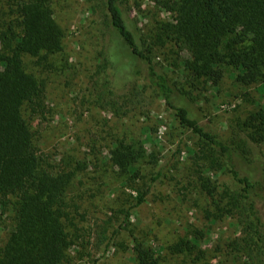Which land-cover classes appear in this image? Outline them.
Listing matches in <instances>:
<instances>
[{"label":"rangeland","instance_id":"obj_1","mask_svg":"<svg viewBox=\"0 0 264 264\" xmlns=\"http://www.w3.org/2000/svg\"><path fill=\"white\" fill-rule=\"evenodd\" d=\"M165 1L121 0V5L146 41L145 48L156 46L153 60L158 68L188 93L193 115L232 146L246 140L244 147L252 163L264 162V139L248 140L243 126L249 114L264 107V88L239 86L231 72L213 86L185 70L189 52L170 41L161 45L156 37L162 23L171 17L163 8ZM52 5L54 18L65 33L64 51L50 56L43 67L36 63L38 55L27 56L25 61L29 72L46 79L52 111L32 121L39 146L62 166L71 160L80 163L82 170L87 164L76 177L80 189H71L70 200L79 206L80 226L94 231L85 238L87 251L74 246L72 251L78 258L72 264H136L131 249L106 250L97 244L96 231L103 226L113 231L120 225L119 238L112 243L130 244L132 238L143 236L155 247L161 264H193L198 254L203 264H264L235 250L234 242L252 233L253 225H243L236 215L218 216L214 221L219 215L214 203L219 200L205 194L200 178L217 187L226 207V191L239 189L226 167L218 168L206 160L208 154L201 152V141L179 123L146 75L136 73L115 80L104 59L114 34L104 0H52ZM6 14L0 0V22L7 20ZM109 51L122 67L128 65L117 44ZM116 138L146 150L137 164L138 178L121 176L109 162ZM148 188L145 202L134 207L137 191ZM7 232L1 225L0 243ZM180 240H196L201 252L174 256L163 250Z\"/></svg>","mask_w":264,"mask_h":264},{"label":"trees","instance_id":"obj_2","mask_svg":"<svg viewBox=\"0 0 264 264\" xmlns=\"http://www.w3.org/2000/svg\"><path fill=\"white\" fill-rule=\"evenodd\" d=\"M2 3L8 18L0 22V226L8 232L0 243V264H72L78 258L72 249L87 251L85 238L94 231L80 226L79 206L70 200L71 189H80L76 177L87 164H82V170L80 163L71 160L62 166L39 146L32 121L52 111L46 79L29 72L25 61L27 56L38 55L36 63L47 65L50 56L64 51L65 33L54 18L52 0ZM104 5L114 29L104 59L115 80L146 75L179 123L201 141L206 160L226 167L239 186L226 191V207L217 187L200 178L205 194L219 200L214 203L219 214L214 221L218 216L236 215L243 225H253L252 233L234 242L235 250L264 261V162L252 163L244 147L246 140L232 146L195 117L187 103L188 93L158 68L153 60L156 46L145 48L146 41L124 13L121 0H104ZM163 8L171 17L160 26L158 43L170 41L188 51L184 67L196 79L218 86L231 72L239 86L264 88V0H168ZM116 44L128 65L122 67L109 51ZM243 126L248 140H263L264 107L249 114ZM145 155L143 147L116 138L108 158L121 176L135 179L140 176L137 164ZM149 188L137 191L134 207L145 202ZM121 226L113 231L103 226L94 232L97 244L106 250L131 249L136 264H161L155 247L143 236L132 238L130 244L112 243L119 238ZM78 249L76 253L83 256ZM165 249L174 256L201 252L196 240L176 241ZM198 256L193 264H203Z\"/></svg>","mask_w":264,"mask_h":264}]
</instances>
